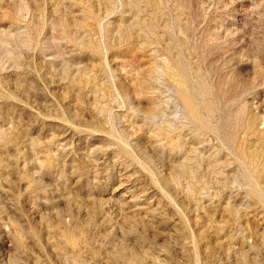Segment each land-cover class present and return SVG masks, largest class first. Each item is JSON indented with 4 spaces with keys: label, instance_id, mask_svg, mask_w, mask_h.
I'll list each match as a JSON object with an SVG mask.
<instances>
[{
    "label": "rangeland",
    "instance_id": "374dc122",
    "mask_svg": "<svg viewBox=\"0 0 264 264\" xmlns=\"http://www.w3.org/2000/svg\"><path fill=\"white\" fill-rule=\"evenodd\" d=\"M0 264H264V0H0Z\"/></svg>",
    "mask_w": 264,
    "mask_h": 264
}]
</instances>
